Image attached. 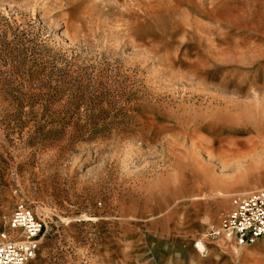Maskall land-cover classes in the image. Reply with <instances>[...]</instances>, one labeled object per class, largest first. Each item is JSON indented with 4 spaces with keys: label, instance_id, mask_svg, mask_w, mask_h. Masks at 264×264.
<instances>
[{
    "label": "rangeland",
    "instance_id": "obj_1",
    "mask_svg": "<svg viewBox=\"0 0 264 264\" xmlns=\"http://www.w3.org/2000/svg\"><path fill=\"white\" fill-rule=\"evenodd\" d=\"M262 188L264 0H0V233L46 218L28 264H264L210 237Z\"/></svg>",
    "mask_w": 264,
    "mask_h": 264
},
{
    "label": "built area",
    "instance_id": "obj_2",
    "mask_svg": "<svg viewBox=\"0 0 264 264\" xmlns=\"http://www.w3.org/2000/svg\"><path fill=\"white\" fill-rule=\"evenodd\" d=\"M46 228L45 217L31 208L17 207L8 229L0 233V264H28L35 259ZM210 237H223L240 246L264 238V188L233 197L230 209Z\"/></svg>",
    "mask_w": 264,
    "mask_h": 264
},
{
    "label": "bare ground",
    "instance_id": "obj_3",
    "mask_svg": "<svg viewBox=\"0 0 264 264\" xmlns=\"http://www.w3.org/2000/svg\"><path fill=\"white\" fill-rule=\"evenodd\" d=\"M198 246L201 248V250L204 248L202 244H198Z\"/></svg>",
    "mask_w": 264,
    "mask_h": 264
},
{
    "label": "crops",
    "instance_id": "obj_4",
    "mask_svg": "<svg viewBox=\"0 0 264 264\" xmlns=\"http://www.w3.org/2000/svg\"><path fill=\"white\" fill-rule=\"evenodd\" d=\"M42 239H43V238H42ZM39 249H40V248H39ZM38 253H39V252H38ZM37 256H38V255H37ZM36 258H37V257H36ZM36 258H35V259H36ZM35 259H33V260H35ZM33 260H31V261H33ZM31 261H30V262H31ZM30 262H29V263H30Z\"/></svg>",
    "mask_w": 264,
    "mask_h": 264
}]
</instances>
